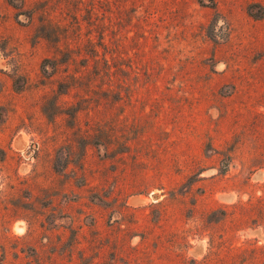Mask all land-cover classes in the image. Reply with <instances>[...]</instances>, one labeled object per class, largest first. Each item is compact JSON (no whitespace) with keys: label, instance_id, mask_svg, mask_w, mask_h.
<instances>
[{"label":"rangeland","instance_id":"374dc122","mask_svg":"<svg viewBox=\"0 0 264 264\" xmlns=\"http://www.w3.org/2000/svg\"><path fill=\"white\" fill-rule=\"evenodd\" d=\"M0 264H264V0H0Z\"/></svg>","mask_w":264,"mask_h":264},{"label":"trees","instance_id":"16d2710c","mask_svg":"<svg viewBox=\"0 0 264 264\" xmlns=\"http://www.w3.org/2000/svg\"><path fill=\"white\" fill-rule=\"evenodd\" d=\"M22 3H23V4H24V6H25V5H27V3H28V0H22ZM13 4H14V3H13ZM104 59H105V57H104ZM99 60H100V58H99V57H97V58H95V59H94V61H95V62H98ZM105 60H106V59H105Z\"/></svg>","mask_w":264,"mask_h":264}]
</instances>
